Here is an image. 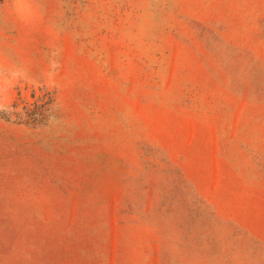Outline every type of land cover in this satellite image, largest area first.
<instances>
[{
    "label": "rangeland",
    "instance_id": "rangeland-1",
    "mask_svg": "<svg viewBox=\"0 0 264 264\" xmlns=\"http://www.w3.org/2000/svg\"><path fill=\"white\" fill-rule=\"evenodd\" d=\"M0 264H264V0H0Z\"/></svg>",
    "mask_w": 264,
    "mask_h": 264
}]
</instances>
